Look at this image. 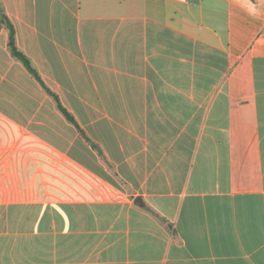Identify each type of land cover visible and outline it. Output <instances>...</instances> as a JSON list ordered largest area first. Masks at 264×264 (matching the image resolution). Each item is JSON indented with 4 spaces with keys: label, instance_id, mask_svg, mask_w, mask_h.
Returning a JSON list of instances; mask_svg holds the SVG:
<instances>
[{
    "label": "crops",
    "instance_id": "crops-1",
    "mask_svg": "<svg viewBox=\"0 0 264 264\" xmlns=\"http://www.w3.org/2000/svg\"><path fill=\"white\" fill-rule=\"evenodd\" d=\"M0 9V264H264V0Z\"/></svg>",
    "mask_w": 264,
    "mask_h": 264
},
{
    "label": "trees",
    "instance_id": "trees-1",
    "mask_svg": "<svg viewBox=\"0 0 264 264\" xmlns=\"http://www.w3.org/2000/svg\"><path fill=\"white\" fill-rule=\"evenodd\" d=\"M0 18L1 19H6L1 9H0ZM7 23H8V26L10 28V42H9V45H10L12 54L16 58L21 60L25 64V66L30 70V72H32L36 77H38L36 71L32 68L28 58L26 56H24L21 52L18 51V49L16 47V44H15V30H14L13 26L8 21H7ZM61 110L71 121H74V119L68 114V112L66 110H64L63 108H61Z\"/></svg>",
    "mask_w": 264,
    "mask_h": 264
},
{
    "label": "built area",
    "instance_id": "built-area-1",
    "mask_svg": "<svg viewBox=\"0 0 264 264\" xmlns=\"http://www.w3.org/2000/svg\"><path fill=\"white\" fill-rule=\"evenodd\" d=\"M178 1H180V2H186L187 0H178Z\"/></svg>",
    "mask_w": 264,
    "mask_h": 264
}]
</instances>
